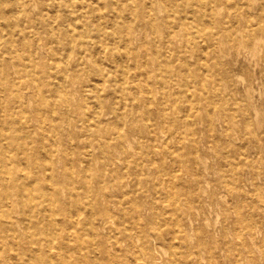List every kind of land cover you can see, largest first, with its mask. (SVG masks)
I'll return each mask as SVG.
<instances>
[{
  "label": "bare ground",
  "instance_id": "6f19581e",
  "mask_svg": "<svg viewBox=\"0 0 264 264\" xmlns=\"http://www.w3.org/2000/svg\"><path fill=\"white\" fill-rule=\"evenodd\" d=\"M254 4L0 0V264H264V110L224 53L264 47Z\"/></svg>",
  "mask_w": 264,
  "mask_h": 264
},
{
  "label": "rangeland",
  "instance_id": "374dc122",
  "mask_svg": "<svg viewBox=\"0 0 264 264\" xmlns=\"http://www.w3.org/2000/svg\"><path fill=\"white\" fill-rule=\"evenodd\" d=\"M264 9V0H255L254 6L251 8L253 15V20L257 21L259 19V12ZM242 30H244L243 26ZM261 39L264 42V35L257 34L255 39ZM253 43L254 39L250 41H244L243 45L238 43L233 44L226 43L227 49L224 51L227 55L226 60L229 62V70L233 76H241L243 82L234 83L233 93L237 97L241 105L246 104L248 106V101H252L255 104L260 105L264 110V47L257 50L256 54L253 53ZM210 48V47H209ZM208 48V49H209ZM250 90L249 98L245 96V89ZM233 117L230 118L232 125V133L237 137L231 140L230 149L232 153L236 151L234 156L242 154L247 157L248 161L242 163V167L245 170L249 169V165L260 166L262 160L259 157L258 146L255 145L254 138L252 137L249 141H242V138L246 135L249 136L242 127V120L240 118V111L236 112ZM261 127H257L260 129ZM227 149V148H226ZM238 152V153H237ZM205 156L209 159L208 155ZM216 204L215 201H213ZM213 206V204H212ZM223 214L219 213V217ZM214 217L213 212H207L204 216L203 221H210Z\"/></svg>",
  "mask_w": 264,
  "mask_h": 264
}]
</instances>
